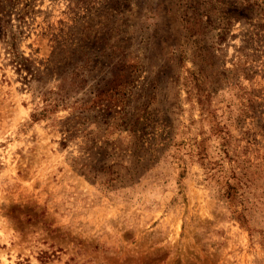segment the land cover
<instances>
[{
	"label": "rangeland",
	"instance_id": "rangeland-1",
	"mask_svg": "<svg viewBox=\"0 0 264 264\" xmlns=\"http://www.w3.org/2000/svg\"><path fill=\"white\" fill-rule=\"evenodd\" d=\"M243 16L17 0L9 30L39 76L0 36V264H264V28Z\"/></svg>",
	"mask_w": 264,
	"mask_h": 264
},
{
	"label": "trees",
	"instance_id": "trees-1",
	"mask_svg": "<svg viewBox=\"0 0 264 264\" xmlns=\"http://www.w3.org/2000/svg\"><path fill=\"white\" fill-rule=\"evenodd\" d=\"M17 4V0H0V36L3 38L4 45L6 46L7 55L9 57V60L11 64L15 67V69L19 72L23 71L29 77H38V73L35 69L31 67L30 61L24 57L21 53H19L14 44V33H10V20L9 15L12 13V10L15 9V6ZM233 5L236 7V10H242L243 17L242 19L245 21H250L252 19H255L257 21V25L264 28V0H233ZM228 8L232 7L230 4L227 5ZM222 14L224 15L223 21L224 26L229 25L230 21V15L231 12H224L222 9ZM233 13V12H232ZM18 15V13L16 14ZM197 17L199 18H193L192 24L185 22L187 26H189V34L194 35L198 34L199 29L203 28V23L201 22L200 15ZM207 18V17H206ZM18 20H22V16H18ZM226 29H221V33L218 37L222 38ZM244 49V48H243ZM116 70L118 73V76L116 78V85L115 88H121L123 85H126L127 83H130L129 75L125 73H122V71L125 69H131L134 65L129 62L123 54L117 59V62L115 63ZM264 67V64H262ZM132 73V71H130ZM126 74V76H125ZM57 91H52L49 93H43L41 94L42 98L41 100L44 102L40 112H38L37 116L45 117L46 112H51V110L55 109L59 103L61 102L60 99L62 98V94L64 92V89L62 87H57ZM53 96V97H52ZM264 101V99H261ZM114 107H117V101L115 104H113ZM36 115L32 114L31 118L32 120L36 121L37 117ZM137 120L132 121L131 125L137 124ZM229 189V187H228Z\"/></svg>",
	"mask_w": 264,
	"mask_h": 264
}]
</instances>
